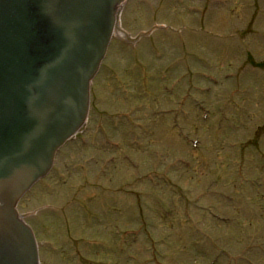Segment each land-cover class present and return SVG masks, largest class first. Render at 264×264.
I'll list each match as a JSON object with an SVG mask.
<instances>
[{"label":"rangeland","instance_id":"rangeland-1","mask_svg":"<svg viewBox=\"0 0 264 264\" xmlns=\"http://www.w3.org/2000/svg\"><path fill=\"white\" fill-rule=\"evenodd\" d=\"M148 1L129 0L121 7V27L134 36L157 26L176 30L157 29L134 51L119 40L112 42L109 59L91 82V132L81 136L87 144H66L54 171L19 205L39 239L57 248L50 255L48 247L41 248V264H88L90 259L96 264H264V63L255 64L264 61V0L257 2L255 33L247 22L253 0H235V10L225 9V16L207 13L201 29H178L169 19L175 11L171 1ZM215 14L222 16L221 23H214ZM174 59L182 64L170 68ZM178 66L179 73L173 72ZM187 69L193 72L189 84L198 86L197 97L212 110L204 121L200 111L186 104L190 115L182 117L185 126L178 133L170 117L164 122L150 111L169 106L171 96L161 90L162 83L185 76L178 87L185 92ZM169 71L171 78L160 79V73ZM141 103L134 115L131 107ZM122 111L143 118L150 124L147 131L121 121L117 112ZM115 119L121 126L114 131ZM96 120L113 132H93ZM113 139L122 143L121 149L108 143ZM123 152H134V161L144 167L142 175L154 159L174 162L171 182L158 175L137 181V171L119 157ZM110 154L118 155L114 166L96 174L103 169L101 159ZM178 157L191 167L186 169ZM128 229L138 234L125 238L122 253V234ZM257 241L263 246L241 250Z\"/></svg>","mask_w":264,"mask_h":264},{"label":"water","instance_id":"water-1","mask_svg":"<svg viewBox=\"0 0 264 264\" xmlns=\"http://www.w3.org/2000/svg\"><path fill=\"white\" fill-rule=\"evenodd\" d=\"M118 1L0 0V264H37L14 206L55 147L83 129Z\"/></svg>","mask_w":264,"mask_h":264}]
</instances>
